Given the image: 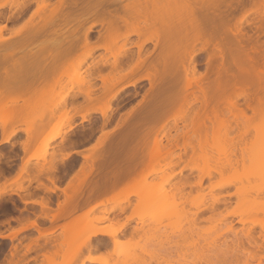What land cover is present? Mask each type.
<instances>
[{"label":"bare ground","instance_id":"6f19581e","mask_svg":"<svg viewBox=\"0 0 264 264\" xmlns=\"http://www.w3.org/2000/svg\"><path fill=\"white\" fill-rule=\"evenodd\" d=\"M8 1H13V4L9 5L11 12L7 14L15 20L25 17L23 14L27 10L29 11L28 7L31 4L34 3V7L31 12L26 14L28 17L26 16L27 19L25 22L23 21V24L21 23L20 28L13 32L19 35L18 33L24 29L26 31L25 38L21 37L13 41L0 36V50H2L0 51V65L4 67H2L4 70L0 71V134L3 135L9 130L8 134L2 136L0 144H9L10 138L22 131L26 135V140L21 145L24 147L33 145L36 134L40 130L35 127L36 132L35 129L32 131L20 126L28 122V113L34 102L33 96L36 88L47 84L56 67L73 52L79 41H88L89 33L93 31L95 25H100L103 30L100 32V29L98 40L101 38L104 42L100 44L97 43L98 40L93 41L94 45L92 42L91 44L88 42L89 45L87 44L83 48L82 62L92 55L94 49L100 47L108 54L94 59L95 62L92 61L82 79L81 86L73 92H66L61 101L48 107L49 115L53 114L55 110L61 109L62 116L55 121L56 123L62 122L64 118L67 121L68 131L63 137V142L60 143L61 146L66 144L67 147H74L80 142L78 138L77 142L76 138H73V134L76 132L73 131L75 122L72 124V121L75 119L76 113L79 114L82 121H88L84 110L97 112L102 119L101 126H105L110 122L111 116L107 115V109L113 114L115 108L119 107V105L110 107L111 102L115 101L116 106L122 99L117 96L126 87L135 86L140 80L146 79L149 82L150 89L148 88L146 92H157L161 83L170 82L173 72L180 67L184 74V85L180 92L179 108L169 117L172 119L171 125L168 124L167 119L165 122L162 121L159 126L156 125L160 115L168 113L175 106L173 94L168 90L170 84H168L165 92L167 94H154L153 98L143 104L147 114L145 121H140L141 119L137 117L138 114H133L134 108H131L126 112V118L121 117V121L116 123V127L123 124L122 129H118L112 135L109 132L101 131L93 145L94 148L98 149L99 147L100 149L92 154L78 152L80 156L89 159L90 162L87 165L80 164L78 171L73 174L65 187L61 188L59 184H56L59 181L58 175L52 176L55 172L57 173L58 168L56 167L58 160L56 161L55 155L52 153L51 157L46 159L47 143L59 133H53L49 138L43 139L41 146L31 152L26 161L20 165L15 177L5 179L4 188L7 184H16L20 188L0 192V202L1 196L14 193L21 203L26 205L31 202V205L38 206L41 212L38 217L41 216L48 220L52 227L48 230H41L36 219H29V213L33 214V212L27 211L28 214L24 219L17 217L18 219L15 220L14 218L19 227L10 230L11 232L7 235L0 233V239L8 237L12 241L17 234L32 225L38 236L28 238L29 241L25 245L26 251L43 250L41 254L48 258V252H54V248L60 243H57L55 239L48 238L39 243V237L46 238L57 227L64 230L77 216L73 210L88 203L96 193L103 194L119 185L123 187L128 184L123 193L125 203L118 207L119 212L127 207L130 197L136 194H138L139 202L147 203L152 191L147 189L139 191V189L147 176L155 171H144L145 161L143 158L146 154L150 156L162 155L164 159H167L158 169L164 171L172 165L177 166L180 161L186 158L188 151L192 153V156L196 154L197 149L199 152H205L206 140L210 131L214 130V126H210L212 118L217 116L224 107L231 108V116L221 120L220 124L223 125L224 132L222 136L215 134V138L219 139L221 136L220 138L223 139L222 137H224L229 143L228 148L231 150L228 151V155H230L226 165L233 167L239 156L241 159L245 157V151L249 150L248 146L254 145L253 142L258 141V136H255V139H249L248 136L250 121L264 110V43L258 42L259 32L264 31V19L262 22L258 19L260 17L255 18L260 23L251 33H247L245 28H247L246 18L251 13L258 15L259 12H262L264 15L263 1H253L252 7L241 14L232 30L228 26V16L235 8L242 5V0H230L235 2V6H232L233 2L229 0H227L229 3L222 0L221 4L219 0H127V4L120 7L119 13L118 9L108 10L106 5L122 0H55L53 3L48 0H1L0 8L5 6ZM222 2L224 8L221 7ZM7 17H5L6 20ZM10 17L9 19H11ZM35 18L38 20L35 21ZM126 18L131 21L132 28L128 24L127 31L119 32L118 22L127 26ZM87 22H89L88 25ZM84 24L87 26L83 29ZM5 28V25L0 26V30ZM80 28L83 30L79 31ZM131 34H135L139 40L126 44L128 41L126 39L125 42L117 45V39L127 38ZM46 35L53 37L44 38ZM39 37L44 39L40 40ZM32 40L36 41L35 48H28L27 45ZM109 42L111 43L109 44ZM147 42H151L154 49L151 52H146L147 55L142 57ZM131 46L137 48L135 54L129 53ZM14 53L19 55L15 54L17 57L14 56L16 59L11 66L3 65V63L9 64V60L14 59ZM154 53L153 58L149 60ZM202 53L204 54L202 64L204 69L198 68L202 72L197 70L198 75H196L197 61L199 62L202 57L201 55L199 58L198 55ZM199 64L201 65V63ZM107 66L114 72L110 77L100 73L101 69ZM126 78L125 85L116 86ZM94 79H99L102 82L101 96L98 97L91 93L95 88ZM37 83L38 85L35 86ZM147 94L142 95L143 101ZM128 95L130 93L127 92ZM78 97H82L83 101H77ZM240 98H242L241 101ZM94 103L99 105L95 104L96 107H93ZM247 112H250L251 115H247ZM47 120H40L37 123L39 128L45 126ZM145 122L146 126L143 125ZM179 122L182 128H179ZM87 129L89 136L94 130L92 121L89 122ZM161 130L163 132H160ZM171 130H174L175 134H171ZM73 152L77 151L73 150ZM73 152H63L60 157L61 164L64 165L65 160H68ZM109 152L111 155L108 156ZM2 158L8 161L4 151H0V160H3ZM31 158H41L43 162L36 163L32 167L29 165ZM9 164L6 163L7 167ZM186 168L193 169L189 165L182 166L178 173H182ZM219 171L213 170V172ZM44 174L45 176H43ZM47 174L51 177L46 176ZM172 175L173 173L169 174L166 180H169ZM211 175V173L206 176L200 174L197 180L189 179L178 182L174 186V192L180 193L184 187H188L187 193L190 195V191L203 186L204 177L209 178L211 189L223 188L229 183L223 182L217 185L211 180ZM39 177L48 178L49 183H44ZM33 180L40 182L30 189L28 187ZM24 181H27L29 186H23ZM37 189L41 191V194L35 192ZM57 190L62 193L63 200L58 201L56 208H53L51 207V194L57 196ZM237 193L238 188H235L233 192L227 194V197L230 198ZM258 196L264 199V189L258 192ZM3 202L5 201L3 200ZM226 202H230V199L223 196L213 197L211 203L205 207L201 214L207 213V221H210L214 212L225 206ZM106 203L107 200L97 201L92 205V208ZM2 213L4 215V210L0 206V214ZM245 213H237L233 209L228 212V216L235 217L237 223L243 224L247 222V219L243 218ZM62 216L66 221L61 225H54ZM105 216L106 218L110 217ZM111 216L113 217L112 214ZM199 217L198 214H195L192 219L195 221ZM121 225L124 226V224ZM82 226L87 227L92 224L83 221ZM94 226L76 252H79L82 247H87L90 250L107 247L108 243L103 242L106 237L112 238L114 245L119 243L117 236L121 226L111 230ZM251 227L243 230L235 229L233 221L229 220L223 230L209 231L215 232L213 235L209 234V236H214H210L213 240L227 232H232L235 237L233 250L229 253L226 252L225 264H264V233L262 232L264 228L255 234ZM98 236H102V238ZM92 238H96L98 241L95 240V243H92ZM17 247L15 244L14 252H9L10 257L5 255L0 264H27V261L24 262L21 259ZM87 261L96 262L97 260L88 255L80 264H85ZM104 264L106 263L104 262ZM174 264L212 263L209 258L205 257L203 261H195V259L188 261L182 258Z\"/></svg>","mask_w":264,"mask_h":264},{"label":"rangeland","instance_id":"374dc122","mask_svg":"<svg viewBox=\"0 0 264 264\" xmlns=\"http://www.w3.org/2000/svg\"><path fill=\"white\" fill-rule=\"evenodd\" d=\"M48 1L50 3H53L55 0ZM221 1L222 0H219L220 4ZM229 1L227 2L229 3ZM253 1H263L264 3V0H242V5L235 8L234 11L229 14L228 26L231 30L234 28L241 14L245 10L252 7ZM12 4L13 1H8L5 6L0 8V26H6L5 29L0 30V36L14 41L18 38L26 37V31L24 29H22L20 33H18L19 35H16L13 32H15L16 29L18 30L20 26L25 22V19H27L28 17V15L26 14L32 11L34 3L31 4L30 7H28L29 11L27 10L23 14L25 17H19L16 18V20L13 17L9 16L11 12L9 10V5ZM125 4H127V0L109 3L106 5V7L108 10L118 9L119 13L120 7ZM234 4L235 2H233L232 6ZM221 7L224 8V4L221 5ZM257 16L260 17L258 19L263 22L264 15L262 12H259L258 15L251 13L246 18L247 28L245 29L247 33H251L252 30L254 31L256 26L260 23V21H257L255 19ZM2 17H7V20L2 19ZM9 17L11 19H9ZM37 20L38 19L35 18V21ZM126 21L128 22L127 26L120 21L118 22L119 32H125L129 29V26L131 27V21L128 18H126ZM88 24L89 22H87V25ZM87 25H85L83 29ZM73 27L75 26L73 25ZM100 29V25H95L93 27V31L89 33L90 36L88 37V41L83 40L81 42L79 41V44L76 43L78 44V46L76 45V48L74 47L75 49L73 50V52L59 63L54 71V74L49 77L47 84L45 86L41 85L42 87L38 86L39 88H36L37 90L34 92L35 94L33 96L34 102L32 103L31 109L28 113V122L20 126L21 128L26 127L27 129H30L32 131L36 130L35 127L40 130V132L36 134V139L33 145L25 147L21 145V143L26 140V135L22 131H19L18 134L12 136L9 140V144L7 143L5 145H0V151H4L6 158L11 159L9 161L10 163L17 162L12 158H16L17 154L19 153L22 155V164L24 161H26V158L31 152L41 146V142L43 139L49 138L53 133H59V135H57L54 139L50 140L47 143L46 159H49L51 157V154L53 153L55 155V158H57L56 161L58 160L57 163L59 165L56 163L58 165H56V167H58V174L55 172V174L52 175L53 177H55L56 175H58L57 177H59V175H61L63 172L65 173V175L63 176L65 178V182H56V184H59V187L61 188L65 187L73 174L78 171L80 164L87 165L90 162L89 159L80 156L78 152L82 151L86 152L87 154H92L96 150L100 149L99 147L98 149L94 148L93 145L95 144L98 136H100L101 131L109 132L110 135H112L118 129H122L124 125L121 124L119 127H116V123L121 121V117L126 118L125 114L131 108H134L133 114H138L137 117L141 119L140 121H145L147 114L145 113L143 104L145 103V101L153 98L154 94H167L165 92L167 91L166 86L168 84H170V89L168 90L173 94L175 106L171 108L168 113L161 114L159 120L156 122V125L159 126L162 121L165 122L166 119L168 124L171 125L172 119H170L169 117L176 112L180 105V92L184 85V74L181 71L180 67H178L173 72L171 81L161 83V87L157 90V92H146L148 91V88L150 89L149 82L146 79L140 80L135 84V86L126 87V89H124V91L120 93L119 96H117V98H122L119 100L117 105L115 106V101L111 102L110 104V107H117L119 105L117 109L115 108L113 114L110 110L108 111L107 109V115L110 114L111 116L109 115L110 122H108V124L106 123L105 126H101L102 119L100 114H98L97 112H92L91 110H87V112L86 110H84V113L87 114V117L89 119L88 121H82L79 114L76 113L75 119L72 121V124L75 122V128L73 129L76 130H73L74 132H76L73 134V138H76V142L79 139L78 141L80 142H78L74 147H67L65 146L66 144L61 146L60 143L63 142V137H65L68 131L67 121L64 118L62 122L56 123L55 121L60 116H62V111L61 109H58L55 110L53 114L49 115L48 107L51 104L61 101L66 92H73V90L81 86L82 79L86 75L87 68L92 64V61L95 62L94 59H99V56L108 54L103 48L100 47L94 49L92 55L87 57L86 60L82 62L84 50L83 48L87 46L88 42H90V44L92 42L93 44V41L96 42L98 40ZM82 30L80 28L79 31ZM100 32H103V30L101 29ZM258 35V42L264 43V31L259 32ZM48 36L49 35H46L44 36V38L53 37L52 35H50V37ZM44 38L41 37L40 40H43ZM126 39H128L126 44L134 43L139 40L135 34H131L127 38L120 37L119 39H117V45L122 44L126 41ZM103 42L104 41L101 38H99V40L97 41V43L100 44ZM110 43L111 42H109V44ZM35 45L36 41L34 42L32 40L30 43H28L27 47L35 48ZM144 49V55L142 57L147 55L146 52L153 51V44L151 42H147ZM136 50L137 48L135 46H131L129 53L135 54ZM18 53H14L13 57H17L20 54ZM15 54L18 55L16 56ZM154 55L155 53L150 56L151 58L149 60H151ZM203 55V53L198 55L199 58L201 57L200 59L196 57L199 59V62L197 61L198 65L196 68V72L197 70L198 72L201 71L198 68L202 67V70L204 69V65L199 64L203 62ZM15 57L13 60H9L10 62L7 61L9 62V64L3 63V65L11 66L12 62L16 59ZM2 67L3 66H1L0 68ZM3 68L0 70L1 72L2 70H4ZM112 71L113 70H111L110 67L107 66L101 69L100 73L103 76L110 77L114 73ZM198 72L196 73V75H198ZM56 79L57 82L55 81ZM94 80L93 84L95 85V88L92 89L91 93L94 96L98 97L101 96L102 82L99 79ZM122 81L121 83L119 82L120 84H117L116 86L125 85V83H127V78L126 80L124 79ZM36 85H38V83L35 84V86ZM126 91L130 93V95L124 97L125 93L127 95ZM144 94H147V97L143 101L142 95ZM241 99L242 98H240V101ZM77 101L82 102V97H78ZM95 104L96 103L93 104V107L99 105ZM247 115L250 116L251 113L247 112ZM230 116L231 108H222L219 114L212 118V123H210V126H214V130L210 131L209 137L206 140V148H204L205 152H199V149H197L196 154L192 156V153L188 151L186 158L180 161L177 166L172 165L166 168L164 171H160L158 169L167 161V159H164L162 155L150 156L146 154V156L143 158L145 161V166L143 165L144 171H155L154 173L148 175L145 182L140 185L139 191H141L142 189L152 191L149 195L147 203L143 204L139 202L138 194H136L130 197V201L127 207L122 212H119L118 207L125 203L123 193L128 184L123 185V187H120L121 185H119L117 188L103 194L96 193L92 196L91 200L88 203L73 210V212L76 213L77 216H75L71 224L66 226L64 230L63 228L57 227L55 231L47 235L46 238L43 236L39 237V243L44 242L45 240H47V238L55 239L57 243H60V245H56V247L54 248V252H48V258H45L41 254L43 250L37 249L27 252L26 247H23L21 249L19 248L21 242H28V238H34L38 236V233L36 231H32V229H29L33 228V226L30 225L28 230L26 229L21 231L20 233L18 232V237L16 236V238H14L12 241L8 238L0 239V263L2 262V259L5 255L10 257L9 252L13 251V244L20 240V243L16 244V246H18V253L20 254V257L23 261L28 262L27 264H80L88 255L95 257V259L97 260L96 262H89L93 264H104V262L106 264H159L163 262L174 264L177 260H181L182 258L188 261L194 259L195 261H203L205 257L209 258L212 264H225L224 261L226 258V252L229 253V251L233 250L232 248L233 244L235 243V237L232 232H227L223 236L216 237L213 240L212 238H210L211 235L209 236V234L213 235L215 232L211 233L209 231L223 230L229 220L233 221V228L235 229L243 230L252 226L251 228L255 232V234L259 233L261 228H264V199L258 196V192L264 189V110L250 121V133L248 137L249 139H255L254 137L258 136V141L256 143L253 142L254 145L252 144L251 146H248L249 150H247L248 152L245 151V157L241 159L239 156L238 158L240 160L238 159L233 167H229L226 165L227 158L230 155H228V151L231 150V148L230 150L228 148L229 143L224 137H222L224 140L220 138L224 132L223 125H221L220 122L221 120ZM48 118L49 120H47ZM40 120H47V124L42 128H39V126L37 125ZM90 121L93 122L94 130L93 133L88 136L87 127L89 126ZM146 124L147 123L145 122L143 125L146 126ZM178 126L179 128H182L180 122L178 123ZM83 127L86 128L84 129ZM8 131L9 130H7L3 135L0 134V137L2 138V136L8 134ZM163 131L161 130L160 132ZM171 134H175L174 130H171ZM215 134H217V136H219V134L221 135L219 139L215 138ZM18 146L21 148V152H18ZM73 150H76L77 152L74 153ZM66 151H71L73 153H71V156L68 160H65V164L63 165V163L61 164L62 161L60 160V157L62 153ZM107 154L108 156L111 155L110 152ZM4 158H2L3 163H1L0 160V172L1 176L3 174L5 176H8L14 172V169L16 167H4L3 169L2 166H5L4 160H6ZM40 162H43L41 158H31L29 161V165L34 167L36 163ZM186 165L191 166L193 169L186 168L182 173H178L179 168ZM173 166L175 167L173 168ZM213 170L220 171L213 172ZM171 173H173L172 177L169 180H166V177ZM208 173L212 174L211 180L217 185L223 182L229 183L226 184L223 188L211 189L209 186V178L204 177L203 186L190 191V195H188L187 193L189 191L188 187H184V189L180 193L174 192V186L176 185V183L187 181L189 179L197 180L200 174H205L206 176ZM48 175L49 174H47L46 176ZM43 176H45V174ZM49 176L51 177V175ZM40 179L44 183H49L48 179H45L44 177H41ZM35 181L36 182H31L30 187L28 188L33 189L31 186L34 184L38 185V183L40 182L38 180ZM23 183V186L28 185L27 181H24ZM18 188H20V186L16 184H7L5 188L3 184H0V192ZM235 188H238V193L228 198L227 194L233 192ZM35 192L37 194H41V191H39L38 189L35 190ZM56 193L57 196L55 194H51V207L53 208H56V204L58 201L63 200V195L60 190H57ZM44 195H47V193H44ZM33 196L36 197V195ZM216 196L226 197L227 199H230V202H226L225 206L220 207L219 210H216L212 219L210 221H207V213L201 214V212L204 211L205 207L209 205L213 197ZM18 199V196L14 193L1 196V202H3V200L5 202L0 204L2 210H4V215H0V220L6 217L8 218L14 216L16 218L19 217V219H24L26 214H28L27 211H32L37 216L31 215L29 213V219H36L38 223L37 225L41 230H48L52 227L48 220L41 216L38 217V215L41 214L38 206L35 205V207L33 208L31 207V202L25 205ZM100 200H107V203L92 208V205ZM16 207L18 209H21V211H15ZM233 209H235L237 213L246 212L243 218H246L247 222L243 224L237 223L235 217L228 216V212ZM111 214L113 215V217L111 216ZM195 214H198L200 217L199 219L193 221L192 217H194ZM105 215L110 217L106 218ZM65 221V217L62 216L61 219L57 220V222L54 223V225H61ZM83 221L90 222L92 226L83 227ZM121 224H124V226H122ZM12 225H16V223L13 224L10 221H7V223H3V225H0V233L4 235L9 234V232H11L10 230L14 228L12 227ZM93 225H95L94 227L96 228H103L104 230L116 229L121 226L120 233L117 236L119 243L114 245L112 242V238L106 237L103 239V242L108 243L107 247H101L98 250H90L87 249V247H82L79 252H76V249L81 245L84 238L89 234L90 230L93 229ZM156 230H158V232L155 233ZM262 232L264 233V229H262ZM23 235H25L24 238L19 239ZM98 237L102 238V236ZM95 240L96 238H92L91 242L95 243ZM251 262L253 263V261ZM87 263L88 261L85 262V264Z\"/></svg>","mask_w":264,"mask_h":264},{"label":"crops","instance_id":"0c3cea01","mask_svg":"<svg viewBox=\"0 0 264 264\" xmlns=\"http://www.w3.org/2000/svg\"><path fill=\"white\" fill-rule=\"evenodd\" d=\"M0 140H1V137H0ZM0 145H4V144H0ZM18 152H21V148L18 146ZM21 158H22V155L21 154H17V156H16V158H12L13 160H15V161H17V162H12V163H10L9 161L11 160V159H8V162H6V160H4V162H5V166H3V167H5V168H7V165H6V163L7 164H9L8 165V167H12V166H15L16 168L14 169V172L11 174V175H8V176H5L4 174H3V176H0V184H3V182L5 181V179L6 178H8V179H12L13 177H15V175L17 174V172H18V168L20 167V164H21ZM1 163H3V161L1 160ZM33 182H35L34 180H33ZM18 200H20V199H18ZM33 205V204H32ZM31 205V207H35V205H33L32 206ZM16 226L18 227L19 226V224L18 223H16ZM5 238H8V237H5ZM2 239H4V238H2ZM9 239V238H8ZM10 240V239H9ZM24 262H26V261H24ZM25 264V263H24ZM87 264H93V263H87Z\"/></svg>","mask_w":264,"mask_h":264},{"label":"flooded vegetation","instance_id":"af4514ba","mask_svg":"<svg viewBox=\"0 0 264 264\" xmlns=\"http://www.w3.org/2000/svg\"><path fill=\"white\" fill-rule=\"evenodd\" d=\"M4 18V20H6V18L5 17H2V19ZM1 19V20H2ZM8 21H10V20H8ZM201 64H203V62H201ZM127 95H125L124 97H126ZM2 168L4 169V167L2 166ZM65 175V173L63 172L61 175H59V177H57V179H59V181L56 179V181H58V182H65V178L63 177ZM45 179H48V178H46L45 177ZM35 181V180H34ZM36 182V181H35ZM34 186H37V184H34V185H32L31 187L32 188H34ZM36 188V187H35ZM17 209V208H16ZM15 209V211H17V212H20L21 211V209H19V210H16ZM29 212H31V211H29ZM31 215H36L34 212H33V214L32 213H30ZM0 215H3V213L2 214H0ZM14 218H15V220H16V217L14 216V217H6V218H3V219H1L0 221L2 222H0V225H3V223H7V221H10L11 223H13V224H15L16 223V221L14 220ZM18 219V218H17ZM12 227H14V228H16L17 226L16 225H12ZM29 229H32V231H36L34 228H29ZM28 230V229H27ZM24 236L25 235H23L21 238H24ZM17 243H19V240L15 243V244H17ZM28 242L27 241H24V242H21L20 243V246H19V248L21 249V248H23V247H25V245L27 244ZM14 244V245H15Z\"/></svg>","mask_w":264,"mask_h":264}]
</instances>
